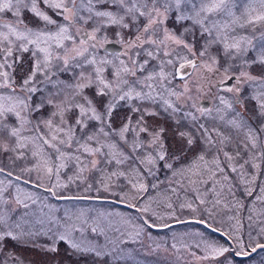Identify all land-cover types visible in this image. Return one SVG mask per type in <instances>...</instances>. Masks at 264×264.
<instances>
[{
  "label": "snow or ice",
  "instance_id": "6c2138e0",
  "mask_svg": "<svg viewBox=\"0 0 264 264\" xmlns=\"http://www.w3.org/2000/svg\"><path fill=\"white\" fill-rule=\"evenodd\" d=\"M24 12L37 21L35 26L29 27L25 23ZM4 15L15 23L0 24V133H7L14 138L19 148H26L31 142L37 147L42 144L55 151L59 163H53L49 157L43 166V174L48 177L49 183L45 191L49 195L62 200L93 198L57 194L58 190L68 188L67 183L60 181V171L69 162L77 169L76 179L70 182L77 183L78 187L83 184L85 191L111 193L114 187H119L112 183L113 178L127 177L130 190L138 197L135 203L127 206L140 213L139 224L133 228L135 237H141L147 235L150 229L171 226L167 222L158 223L164 221V216L152 207L157 202L155 198L138 195L149 191L150 185L146 181L147 177L153 175V168H167L174 177L182 178L181 184L192 189L191 202L186 200L179 207L167 203L168 218L183 223L177 213L187 209L201 214L202 218L193 222L206 225L212 231H221L213 229L212 225L217 222L221 209L229 207L225 201L230 197L238 210L244 207L236 196L237 184L228 175L229 172H238L235 160L243 149L247 158L239 165V177L244 180L239 190L248 197H253V193L257 192L253 198L264 204V186L255 184L259 178V172L255 170L264 171V90L251 97L256 102L253 114L238 111L236 106L243 104L239 98L241 85L255 82L258 78L241 71L240 67L236 68L239 77L229 75L225 79L221 72L223 69V73H227L228 61L247 57L250 49L258 53L251 62L264 64V42L257 48L252 38L239 34L241 29H255L264 24V0H244L243 4L239 0H79V3L77 0H0V16ZM168 18L181 29L179 35L164 26ZM141 20L144 23L139 27ZM89 24L92 25L91 31L79 27ZM112 26L136 28L135 39L129 42L125 53L129 62L120 59V53L112 54L111 59L99 54L107 39L103 30ZM184 34L199 35L204 42L196 49L182 38ZM261 40L264 41V34ZM134 47L142 49L143 60L140 59V51L132 52ZM214 47L224 58V65L216 57L208 56ZM14 53H29L32 59L30 69L18 84L8 71L12 67L10 61ZM209 59L211 64L208 63ZM212 64L217 67H212ZM243 64L250 66L246 58ZM54 68L65 72L73 70L74 82L58 86L60 82L53 78ZM196 68L204 69L205 77L210 75L207 88L201 91L217 101L215 112L208 106L211 100L208 104L197 106L190 95L191 89L185 77ZM217 77L220 79L212 83ZM177 80L184 83L182 89L176 88L174 82ZM42 84L53 85L56 88L54 95L63 94L64 89H68L71 100L80 98L67 107L62 106L63 101L61 104H53L51 99L47 100L48 105L56 108L53 116H60V121L55 124L51 118L43 121L46 131H41V125L32 124L28 118L32 111L44 107L43 103L39 106L30 105L32 94L40 91ZM88 88L93 89L94 96L105 98L99 108L84 95V90ZM225 92L232 94L231 99L220 94ZM68 99L65 96V101ZM125 106L135 114V120L132 116H126L118 127H113L111 117L114 109ZM73 107L77 112L73 123L68 124L63 114ZM161 112L177 125V146L171 151L163 144L164 129L149 124L145 119L157 117ZM9 115L16 119V125L5 123ZM210 122L211 127L208 126ZM27 125L31 127L26 128ZM77 130L81 134L79 138L76 136ZM25 131L29 135H23ZM226 133H235L241 137L235 155L227 151L223 153L228 161L227 171L220 163L222 149L217 147V137L220 143L232 140V135ZM142 136L147 139V144ZM62 148L68 151H62ZM145 149L151 151L145 152ZM4 150L16 152L17 148L5 147ZM190 151L196 153L194 159L187 158L186 154ZM209 154L211 158L207 159ZM32 155L40 156L41 153L34 151ZM23 156L24 153L20 152L17 158ZM96 156L103 158V167H100L101 161L94 158ZM113 164L117 169L123 165H128V168L126 171L114 170L104 174V169ZM245 165L254 169L249 174L250 179L245 177ZM39 169L41 165L34 162L33 167L23 171L31 173ZM86 171H99L102 174L95 186L85 182L87 178L83 174ZM4 172L5 169L0 167V173ZM7 175L11 176L12 173ZM16 180H21V177L17 176ZM209 182L210 187H205ZM42 183V180H37L36 187ZM4 184L5 181H0V185ZM209 190L214 197L211 200L204 195ZM4 191V187H0V194ZM116 195L119 197L120 193ZM95 198L100 197L97 195ZM13 199L16 205H23L27 209L28 201L36 204L39 197L17 186ZM6 203L0 195V242L6 238L32 240L34 237H47L48 243L42 247L48 253L58 252L59 245L63 243L71 252L81 256L116 258L99 245L94 246L85 236L88 231L98 236H106V232L96 221H93L90 229L84 227L90 219L84 210H65L63 223L60 218L52 219L50 215L42 216L39 220H29L26 215L13 220L4 208ZM260 215L264 216V212ZM247 220V232L243 231V225L238 219L235 225L223 231L226 237L224 243L200 233V240L195 244L200 255L197 256L196 252L191 255L201 264H227L229 253L250 257L264 250V219L254 221L253 215L249 214ZM46 222L55 225L57 230L44 228ZM77 222H80L79 227ZM2 251L0 247V253ZM12 259L15 264H20L17 258ZM0 264H6L2 255Z\"/></svg>",
  "mask_w": 264,
  "mask_h": 264
},
{
  "label": "rangeland",
  "instance_id": "374dc122",
  "mask_svg": "<svg viewBox=\"0 0 264 264\" xmlns=\"http://www.w3.org/2000/svg\"><path fill=\"white\" fill-rule=\"evenodd\" d=\"M77 2L79 3V0H77ZM239 3L243 4L244 0H239ZM49 14L51 15V13ZM23 19L29 27H33L37 23L29 13L25 14V16L23 15ZM5 22L15 23V21L7 15L0 16V24ZM143 23L144 21L141 20L138 26L142 27ZM164 26L169 31L176 32L177 35L181 32V29L174 25L171 18H168L165 21ZM79 27L87 28L91 31L92 25H79ZM261 32L264 34V24L258 25L255 29L251 27L246 28V32L245 29H241L239 34L247 35L252 38L253 43L258 48L259 45L264 42L261 40ZM103 33L107 38L105 43L111 41L117 42L124 47V52L121 54L120 59L129 62L128 56L125 53L129 48V42L135 39V35L137 34L136 28L130 27L128 29H121L117 26H112L104 29ZM117 33H119V35H117ZM255 34L260 35L253 37ZM182 38L189 44L194 45L196 49H199L200 45L204 42L199 35L195 34H184ZM145 47H148V45H145ZM178 50L183 51V49ZM136 51L141 52L140 59L143 60L144 56L142 49L134 47L132 52ZM99 54L102 56H108L110 59L112 58V55L105 54L102 49L99 50ZM40 56L42 58V54H40ZM208 56L219 59L221 65L225 64L224 58L215 47L209 51ZM257 56V51L255 49H250L247 53V57H242L236 61H228L226 66L229 68V71L227 73H223V69H221L225 79L229 75L239 77L240 73L236 71L237 67H240L241 71L248 72L250 75L258 78L255 82H246L241 85L242 91L239 94V98L243 100V104L236 106L238 111H244L246 114L250 115L255 112L256 104L251 97L256 95L260 90H264V64L251 62ZM245 58L249 60L250 66H244L243 60ZM205 59H207V57ZM10 62L12 63V67L8 69L9 74L18 84L21 77H23L30 69L32 59L29 53H14V57ZM208 63L211 64L210 59L208 60ZM212 67L215 68L217 65L212 64ZM53 71L55 73L53 77L54 80L60 82L58 86L66 84L70 85L75 80V73L71 69L65 72L62 69L57 71L54 68ZM203 72L204 69L201 68L190 70V74L185 77V82L190 87V95L194 98L197 106H200L199 104L201 102H208L211 100L210 107L213 109V112H215L217 101L211 99L209 95L204 94L201 91V89L207 88L210 79V75L205 77ZM219 79L220 77H217L216 80H212L211 82L216 83ZM174 83L178 90L184 87V83L179 80ZM40 88V91L32 94L30 105L39 106L43 103L44 107L40 108L39 111H32L28 118L31 120L32 124H40L41 131H46L43 121L48 120L49 118L53 120L54 124L59 123L60 121V116H53V113L56 112V108L52 105H48L47 100L51 99L53 104H61L63 101L64 104L62 106L67 107L68 104H74L79 101L80 98L77 97L76 101L71 100V92L68 89H64L63 94L54 95L56 88L51 84H42L40 85ZM220 94L226 95L230 99L232 97V94L230 93L225 92ZM84 95L93 100V103L96 104L97 108L100 107V103L105 99L104 97L94 96L93 89L91 88L85 89ZM65 96H68L69 98L67 101H65ZM76 112L77 110L74 107L71 111H66L63 114L64 121L68 124H72ZM126 116H132L133 120H135V114L129 112L126 106L114 109L111 117L112 126L118 127L124 121ZM145 119L149 124L164 129L162 140L164 146L168 148L169 151L177 146L178 138L175 136L177 125L170 121L163 112L157 117H145ZM210 119L211 118H209V120ZM5 123L16 125L18 122L12 115H9L6 118ZM215 123H218V121ZM256 123H259V121H256ZM208 126L211 127L212 122H210ZM30 127L31 125L26 126V128ZM226 134L232 135V140L229 143H220L219 137H217V147L222 149L220 153V163L227 171L226 165L228 164V161L223 153L224 151H227L229 154L235 155V150L237 149L241 137L235 133ZM23 135H29L28 131H25ZM80 135L79 130H77V138H79ZM141 138L145 139V143L147 144V139L143 136ZM93 146L95 145L93 144ZM5 147L7 149L17 148V151H5ZM73 147H75V145H73ZM34 151H38L41 155L33 156L32 153ZM62 151L66 152L68 149L62 148ZM144 151H151V149H145ZM20 152H23L24 156L17 158ZM240 153V156L235 160L238 172H229L228 175L237 184L238 190L236 196L244 207L238 210L235 206V202L232 201L230 197L225 201V203L229 204V207L221 209L217 216V222L212 225L213 229L218 228L221 231H212L211 229H208L206 225L193 222L201 219V214L199 212L192 213L187 209L177 213L178 219L183 221V223H177L176 220L169 219L166 212L167 203L170 202L174 206L179 207L180 203L186 200L191 202L192 189L185 184H181L182 178L179 176L174 177L172 171L167 168H153V175L147 177L146 181L150 185L149 191L146 193H139L138 195L155 198L157 202L153 203L152 207L164 216V221H158V223L167 222L171 226L168 228H153L148 230L147 235L135 237L133 226L139 224L138 217L140 213L134 208H129L127 205L135 203L138 197L137 194L130 190L127 177H114L112 183L119 187H114V190L111 193L102 191L97 194L94 191H85L83 184H80L78 187L77 183L70 182L76 179L75 174L77 169L74 167L73 163L69 162L68 166L60 171V181L62 183H67L68 188L58 190L57 194L68 196H90L93 198L87 200L56 199L45 191V188L49 186V183L48 177L43 174L44 161L48 160L49 157L53 163H59L55 151L42 144L37 147V145L31 142L28 143L26 148H19L14 138L7 133H0V167L5 169L4 173H0V181H5L4 185H0V187H4L5 189L3 194L0 195H2L3 200L8 202L4 205V208L11 214L12 219L19 220L20 217L26 215V218L29 220H39L42 216L50 215L52 219L60 218L61 223H63L65 210L79 212L82 209L86 215L90 217L87 225H84V227L90 229L93 221H96L106 232V236H98L97 234L88 231L85 233V236L91 240L94 246L99 245V247L105 252L112 253L116 258H96L92 255L81 256L71 252L63 243L59 245L58 252L48 253L45 252L42 247V245L48 243L47 237H34L32 240H12L6 238L0 242V247L3 249L0 255L3 256L6 264H15L12 257L17 258L20 264H201L200 261L191 255L192 252H196L197 256L200 255L199 251L195 248V244L200 240V233H203L206 237H210L213 240L224 243L226 237L223 236V231H227L230 225H235L237 219L243 225L244 232L248 231L247 216L249 214L253 215L254 221L264 219V216L260 215L261 212H264V204L253 198L257 192L253 193V197H248L243 195L242 191L239 190L244 182L243 178L239 177V165L247 158V153H245L243 149L240 150ZM186 155L188 159H194L196 153L190 151ZM91 158L92 157H89V159ZM94 158L99 159L101 161L100 167H103V158L101 156H96ZM206 158L210 159L211 154ZM34 162H38L41 165V169L31 173L23 171L25 168L33 167ZM88 167L90 168L91 165L89 164ZM142 167H147V165H142ZM127 168L128 165H123L117 169V166L113 164L104 169V174L114 170L126 171ZM253 171V168L245 165V177L250 179L251 177L249 174ZM255 171L259 172V178L255 180V184L257 186H264V171L259 169ZM9 172L12 173V177L6 174ZM83 175L87 178L85 181L86 183H92L95 186V183L100 180L102 174L99 171H86ZM17 176H20L21 180H16ZM29 180L31 183H26V181ZM37 180L43 181L40 187H36ZM151 185H155V187H151ZM17 186L23 188L24 191H30L39 197L37 203L32 204L31 201H28L29 207L27 209H25L23 205H16L13 198L16 195ZM205 187H210V182L209 185H206ZM121 188L124 189L123 192L120 191ZM170 189H174V191H170ZM201 190L203 192V188ZM116 193H120L119 197ZM97 195H99V199L95 198ZM204 195L209 200L214 198L210 190L205 192ZM123 197L126 198L122 199ZM48 205L51 207L49 208ZM230 217H234V219H230ZM77 225L79 227L80 222H77ZM36 227H40V225H36ZM43 227H52L53 231L57 230L55 225H49L47 222ZM76 235L78 236L79 233H76ZM93 237L96 238L93 239ZM227 255L229 257L227 264H264V250H260L257 253L252 254L250 257L234 256L232 253Z\"/></svg>",
  "mask_w": 264,
  "mask_h": 264
},
{
  "label": "water",
  "instance_id": "95a60500",
  "mask_svg": "<svg viewBox=\"0 0 264 264\" xmlns=\"http://www.w3.org/2000/svg\"><path fill=\"white\" fill-rule=\"evenodd\" d=\"M104 52H108L110 54H115V53H120L122 51V47L117 45L116 43H107L105 44L104 48H103ZM233 81H229V83H232ZM204 103V104H208V102H201L200 105ZM209 106V104H208Z\"/></svg>",
  "mask_w": 264,
  "mask_h": 264
},
{
  "label": "trees",
  "instance_id": "16d2710c",
  "mask_svg": "<svg viewBox=\"0 0 264 264\" xmlns=\"http://www.w3.org/2000/svg\"><path fill=\"white\" fill-rule=\"evenodd\" d=\"M25 14H27V13H23V15L25 16ZM245 32H246V29H245ZM263 32H261L260 34H262ZM260 34H258V35H260ZM257 34H255L253 37H255V36H258Z\"/></svg>",
  "mask_w": 264,
  "mask_h": 264
}]
</instances>
